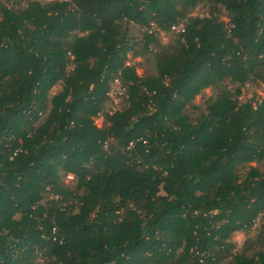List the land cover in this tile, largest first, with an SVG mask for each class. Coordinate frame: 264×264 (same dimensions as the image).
Returning <instances> with one entry per match:
<instances>
[{"label": "trees", "instance_id": "16d2710c", "mask_svg": "<svg viewBox=\"0 0 264 264\" xmlns=\"http://www.w3.org/2000/svg\"><path fill=\"white\" fill-rule=\"evenodd\" d=\"M197 3L207 16L187 17ZM178 23L137 75L127 52ZM115 77L127 104L97 127ZM251 81L264 84V0L0 3V264H264L262 220L222 263L264 212V100L239 99Z\"/></svg>", "mask_w": 264, "mask_h": 264}, {"label": "rangeland", "instance_id": "374dc122", "mask_svg": "<svg viewBox=\"0 0 264 264\" xmlns=\"http://www.w3.org/2000/svg\"><path fill=\"white\" fill-rule=\"evenodd\" d=\"M35 1L39 3H47L49 0H19V5L21 7H25L29 2ZM181 7L186 10L187 17H194V16H207L208 11L211 9L209 5L206 3H197L195 5H181ZM220 20L228 23V19L225 16V12L222 10L220 15ZM181 19V21L185 20ZM181 24V23H180ZM130 36L135 41V44L137 45L136 50H139L140 53L143 52L142 45L144 41V33L146 32V28L143 26L130 24L129 27ZM177 32L173 30H160L156 31V37L158 44H150L149 48L147 50V53L139 56L132 57L131 52H127V61L126 64L135 66L136 74L139 76H145L155 73V60L153 57V53H159L163 47H167L168 45H172L175 42ZM71 68V66L68 67V69ZM112 83V82H111ZM110 83V86L112 87V84ZM229 89L233 87V84L227 80L224 83ZM62 89V82H57L48 92V99L55 93L59 92ZM217 93L216 89L212 88H205L202 90L201 93L197 94L190 105L186 108V112L192 117L197 116L199 113H206V106L207 104L214 99L215 95ZM255 97L260 100H264V84L258 81H251L246 84H244L241 87V94L239 96L240 101L244 102L248 100L249 98ZM111 101L108 99L107 102L104 103L103 106V114H99L94 118V123L97 127H100L105 124L104 120V113H107L111 108ZM47 111H44L42 115L40 116V121L44 119L46 116ZM256 165L255 162L246 163L240 168L241 172L247 171L249 167H254ZM262 163L259 165L260 168H262ZM61 181L70 189H73L76 184V180L73 178L71 174H66L64 176H61ZM51 196V194L49 195ZM75 211L76 208H75ZM264 221V212H261L258 215V219L256 222L248 229V230H237L231 234V237L229 241L234 245L233 249L230 250V253L228 256H226V259L222 261H228L231 259L232 255L240 251L243 243L246 241L247 238H253L255 235H257L258 230L260 228V225L262 221ZM180 251V250H179Z\"/></svg>", "mask_w": 264, "mask_h": 264}, {"label": "built area", "instance_id": "2783aa9c", "mask_svg": "<svg viewBox=\"0 0 264 264\" xmlns=\"http://www.w3.org/2000/svg\"><path fill=\"white\" fill-rule=\"evenodd\" d=\"M49 1H53V0H49ZM61 1L69 2L71 0H61ZM0 3L4 4L8 8L17 7L19 4V0H0ZM170 29L176 31L177 33H180L181 31H183V26L182 24L178 23L172 25ZM152 31H160V30L159 29L153 30L152 27L148 32H152ZM111 84L112 87L110 86L107 92V96L112 103L111 108L108 111L109 113H113L121 109L124 106V104H127V98H128L127 85L123 83L119 77H115L112 80ZM106 147L107 144L105 143L104 148Z\"/></svg>", "mask_w": 264, "mask_h": 264}]
</instances>
